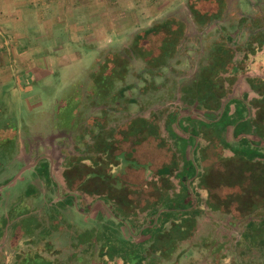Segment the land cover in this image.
Returning <instances> with one entry per match:
<instances>
[{
    "label": "rangeland",
    "instance_id": "obj_1",
    "mask_svg": "<svg viewBox=\"0 0 264 264\" xmlns=\"http://www.w3.org/2000/svg\"><path fill=\"white\" fill-rule=\"evenodd\" d=\"M165 1L139 0L140 24L134 31L105 42L93 56L91 49H85L83 53L87 55L72 67L68 89L62 87L69 79L68 74L46 75L40 81L45 85L32 91L35 96L40 95V102L37 105L32 102L30 111L22 102L0 111V167H6L0 173V264L113 263L110 256L115 250L118 253L126 244L133 246L128 229H137L148 222L154 206L158 205L159 211L170 204L186 207L192 200L195 207L207 212L210 204L207 192L219 210L199 214L195 235L180 242L161 264H211L214 252L222 243L234 247L246 221H264V117L255 122L254 106L243 100L244 120L237 122V116L226 111L221 122H212L217 119H212L209 107L224 97L221 107L226 97L222 93L218 97L219 91L215 96L205 84L189 89V83L197 77L204 82L203 74H198L207 65L210 48L219 35L245 29L247 18L236 22L230 17L238 18L248 12L247 1L241 0L240 7L231 8L221 21L210 22L204 28L194 23L187 0ZM231 3L233 7L236 5L235 1ZM151 5L153 16L148 9ZM251 12H257V7ZM169 17L179 18L185 24L180 51L162 69L163 76L139 73L144 62L131 58L123 83L139 88L127 90L126 99L139 98L142 103L121 101L122 113L128 115L129 122L140 125L144 115L146 122L156 121L160 131L156 135L145 133L153 145L139 138L138 144H134L136 139L126 133L124 121L113 141L107 138L111 142L109 151V142L103 144L104 137L97 134L106 117L102 109L108 105H117L111 107L109 121L119 122V98L89 95L98 91L94 87L86 88L95 75L94 61L106 51H129L137 31ZM13 74L16 75L14 70ZM181 84L185 86L179 90ZM115 86L112 84L113 89L108 92L113 93ZM241 90L240 86L236 87V95ZM85 92L89 94L81 99ZM176 104H180L181 114L171 122L172 115L166 109H173ZM232 106L235 103L230 105V110ZM152 114L158 119L150 120ZM15 124L19 148L5 142L12 132L6 125ZM92 134L97 135L98 142L86 150ZM121 150L130 152L114 155ZM131 150L133 160L129 157ZM108 151L111 155L107 158ZM41 155L49 159H39L36 163ZM77 157H90V160L80 162ZM97 158L99 162L95 165ZM162 165L169 169L165 179H159L156 173ZM64 170L73 185L66 183ZM181 170L190 178L184 184L185 192L177 184L176 172ZM125 181L131 185L120 190V183ZM170 183L175 187V197L172 190L168 195L165 192L157 195L155 188H166ZM91 239L95 243L89 247ZM111 241L116 247H111ZM213 244L215 249H211Z\"/></svg>",
    "mask_w": 264,
    "mask_h": 264
},
{
    "label": "crops",
    "instance_id": "obj_2",
    "mask_svg": "<svg viewBox=\"0 0 264 264\" xmlns=\"http://www.w3.org/2000/svg\"><path fill=\"white\" fill-rule=\"evenodd\" d=\"M233 1L236 2L234 7L231 3ZM233 1L225 0L226 12H229L231 8L240 7L242 3L241 0ZM137 2L139 0H0V111L5 112L7 108L10 109L20 102L30 111L34 106L32 102L36 105L40 102V95L37 94V97L32 91L36 92L40 86L45 85V82L41 83V79H44L46 75L50 77V75L54 76L59 73L68 74L69 79L62 86L63 89H68L72 67L87 55L83 53L85 49H91L93 56L105 45V42L120 38L128 31H134L140 24ZM168 2L172 3V0L165 1V3ZM247 2L250 10L245 14L242 13V17L234 18V21L241 20L245 15L248 20L252 15L255 19L264 20V0H247ZM255 7H257V12L252 13L251 9ZM148 9L150 15L153 16L154 6H148ZM218 18L222 19L221 16ZM221 37L226 39L224 36ZM241 38L243 41L252 40L247 34L242 35ZM217 45L226 46L224 42ZM252 47L249 49L246 46L242 50L245 65L239 70H232L238 75L233 74L229 81V72L218 71L219 74L212 85L215 86L216 94L214 95L217 96V90H220L226 95V100L245 99L246 97L247 100H252L254 98L255 113L264 97V93L259 91L260 86L264 85V48ZM251 52L253 55L249 60L248 55ZM212 53L217 56V52L212 50ZM13 70L16 75L13 74ZM239 86L242 88L241 94L236 95L235 88ZM253 87L258 89L253 90ZM222 98L216 99L215 106L209 107L213 119H216L219 114L217 107ZM230 111L233 113V106ZM104 123L102 133L107 137L109 136L107 132L113 131L114 127ZM138 136L145 138V142H149L145 134L136 133L131 136L136 139L134 144H138ZM152 143L154 144L153 141L149 142V144ZM159 147L162 148L161 142ZM121 152L130 151L121 150L114 155ZM132 152L131 150L130 160L135 158ZM121 176H123L122 173ZM125 185L130 186L131 184L125 181Z\"/></svg>",
    "mask_w": 264,
    "mask_h": 264
},
{
    "label": "trees",
    "instance_id": "obj_3",
    "mask_svg": "<svg viewBox=\"0 0 264 264\" xmlns=\"http://www.w3.org/2000/svg\"><path fill=\"white\" fill-rule=\"evenodd\" d=\"M187 8L193 17L196 24L202 28L206 26L209 22H211L214 18L219 17L221 13L225 10V0H187L186 1ZM185 35V24L182 20L176 17H169L162 21H158L142 30L137 32L132 41L129 51L119 50V51H106L99 57H97L94 61V66L96 69L94 70L95 75L93 73V77L91 79L90 86L88 85L86 88H93L98 90L96 94L89 92H85L82 94L81 99L84 97V94L92 95L93 98L97 96H104L105 99H111L114 97L115 100H118L119 107H123L121 101L126 99L125 92L129 90L132 85L125 84L124 79L129 73L130 70V59L133 57L140 58L144 62V67L140 72L147 73L151 76H155V74H159L163 76L162 69L168 66L169 59L176 56V54L180 51L182 47V39ZM153 41V42H152ZM152 42L151 45L149 43ZM147 44L149 47H144ZM227 46H221L218 49L217 56L213 57L212 68L211 72L207 74L205 80V85L207 88L211 89V91L216 94L215 86H212L214 76H217L219 73L217 69L222 68L223 65H226V58L227 57ZM226 50V52H225ZM98 71V72H97ZM217 72V74H216ZM109 84V85H108ZM112 84L116 85L114 88L113 93H109L111 91ZM118 84V85H117ZM106 85V86H105ZM221 86L220 84H217ZM118 86V87H117ZM106 89L104 95H102V90ZM113 89V88H112ZM218 95L221 93L220 90ZM86 94V95H87ZM116 94V97L113 95ZM223 94V93H222ZM95 96V97H94ZM222 96H225L223 94ZM104 99V100H105ZM220 99V98H219ZM127 102H133V99H126ZM244 99H230L226 100L223 105L220 107L218 105L217 109L219 108V117L216 121L212 122H221L222 115L226 113V111L230 112V105L235 103L234 111L232 114L233 116H237V122L244 120L241 115L245 113L244 108ZM85 101V100H83ZM93 103V101H92ZM95 105L100 106L99 104L95 103ZM113 104V102H112ZM106 107V103H104ZM116 106L108 105L106 108H103L102 115H107L112 109L111 107ZM108 107H110L108 109ZM244 112V113H243ZM172 120L176 119L177 115L172 112ZM91 118H88L90 120ZM229 121V120H227ZM130 125V123H129ZM12 126V127H11ZM8 129H11L12 132L7 135V140L5 142L13 143L14 146L17 145V138H18V127L17 124L13 125H6ZM138 126L135 127L137 129ZM104 127L101 125L99 133L97 135L104 136L103 144L110 141L107 140L109 138L111 141L113 137H115L116 132L109 131L107 132L109 136L105 137L102 130ZM150 132L156 133L160 131V129L154 123L149 127ZM112 130V129H111ZM213 131V129L211 128ZM209 130V131H211ZM211 131V132H212ZM115 133V134H114ZM236 133V132H234ZM97 135L93 134V141L94 144L97 143L95 137ZM154 135V136H155ZM95 140V141H94ZM160 142V141H159ZM88 146L86 150H90ZM111 145L108 148L110 151ZM107 152L105 156L107 158L111 155L110 152ZM100 155L97 157H101ZM130 157V156H129ZM97 158V159H98ZM90 159V157H85L82 159L81 157L79 160ZM94 160V159H93ZM94 163V162H93ZM242 163V162H240ZM95 164H97L95 162ZM6 167H0V173ZM184 170V169H183ZM181 170L179 173L176 172V177L178 178V182L181 185L180 191L183 189L185 192L184 184L190 179L189 175L185 173V171ZM169 169H164L163 166L157 168L156 173L158 177H164L165 173H168ZM170 176V175H169ZM191 177H194L192 175ZM169 179L168 177H166ZM122 180V179H121ZM202 181H204V176ZM121 188L127 187L125 183H120ZM174 189L172 183L169 184L168 187L163 188L159 187L155 188L157 191V195H161L163 192L168 195V192H171L174 195ZM161 191V193H160ZM168 200V199H167ZM169 203V202H168ZM171 203V202H170ZM193 201L189 203L186 207L181 206H172L170 204L163 210H158V205L154 206L152 210V216L137 229L129 230L130 234L129 238L133 241L131 244L133 246L129 247L127 244L126 247L122 249L121 252H116L111 254L110 260H113V263L109 262L110 264H161L160 261L166 258H169L172 253L176 250L178 244L183 241H188L191 239L196 233L197 227V216L203 212L200 206L195 207L193 205ZM209 206V205H208ZM159 211V213H157ZM133 225V224H132ZM149 233L147 236L146 234ZM147 236V237H146ZM121 240V239H120ZM123 240V239H122ZM113 241V239H112ZM111 241V247H116L114 243ZM125 241V240H124ZM127 241V240H126ZM95 243L94 239L89 241L88 246L92 247ZM130 243V242H129ZM100 246V245H99ZM103 246V245H102ZM169 246V250L167 247ZM104 247V246H103ZM220 248V247H219ZM101 248H98V250ZM215 249V248H214ZM214 261L211 264H264V221L260 220H249L245 224V230L241 234V238L236 243V246L233 248V251H228V253L215 251ZM213 253V254H214ZM107 263V264H109Z\"/></svg>",
    "mask_w": 264,
    "mask_h": 264
},
{
    "label": "flooded vegetation",
    "instance_id": "obj_4",
    "mask_svg": "<svg viewBox=\"0 0 264 264\" xmlns=\"http://www.w3.org/2000/svg\"><path fill=\"white\" fill-rule=\"evenodd\" d=\"M247 1V0H246ZM248 3V2H247ZM249 4V3H248ZM227 10H224V12L223 13H221L219 16H221V18H224V16H225V14L227 13L226 12ZM242 14V13H241ZM192 17V16H191ZM240 17H242V15L240 16ZM245 18H247V15H245L244 16ZM254 16L252 15L251 16V19L250 20H248V22H247V24H246V26H245V29H242V27H241V29L240 30H238V31H236V32H233V33H226V34H221V35H219L220 37H219V39L217 40V42H215L214 43V45L210 48V51H211V53H210V55H208V63H207V65L204 67V68H202L200 71H199V74H198V76L199 75H201V74H203L202 76L204 77V79L207 77V74L209 73V72H211V68H212V62H213V57L215 56V55H213V53H212V50L214 51V52H218V49L221 47V46H219V45H217L218 43L220 44V43H222V42H224V44H226V46H227V52H226V54H227V57H225L226 58V62H225V64L226 65H223L222 66V68H220V69H222V70H220L219 69V71L221 72H224V73H226V72H229V81H231V76L233 75V74H235V75H238V73L237 72H232V70H239L243 65H245V63H244V61H243V59H244V55L242 54V50L246 47V46H248V48L249 49H252L253 47L252 46H255V49L256 48H264V42H262V41H264V37H263V35H264V20L262 19V21H260V20H258L257 18L255 19V18H253ZM239 18V17H238ZM192 19H193V17H192ZM194 20V19H193ZM230 20L231 21H234V18H231L230 17ZM219 22V21H221V19H219L218 17L217 18H214L213 20H212V22ZM194 23L196 24V22L194 21ZM232 24V23H231ZM221 29V28H220ZM223 29V28H222ZM245 30V31H244ZM243 32H245V33H243ZM246 34L247 35H250V37H251V41H246V40H244V41H242V43L240 42V40L242 39L241 38V36L242 35H245L246 36ZM185 36V35H184ZM221 36H224V37H226V39H224V38H222ZM230 37V38H229ZM228 38V39H227ZM261 38V39H260ZM222 39H224L223 41H222ZM248 40V39H247ZM182 43H183V39H182ZM249 44V45H248ZM229 49H230V52H228L229 51ZM240 51V52H239ZM233 52V53H232ZM215 54V53H214ZM253 54H252V52L251 53H249V55L248 56H250L249 57V60L251 59V56H252ZM229 60V61H228ZM249 62V61H248ZM224 70V71H223ZM231 72H230V71ZM139 73H142V72H139ZM144 73V72H143ZM241 73V72H240ZM239 73V74H240ZM147 74V73H146ZM149 75V74H148ZM151 76V75H150ZM151 77H153V76H151ZM215 77L216 76H214V79H213V81L215 80ZM220 78H221V76H219ZM237 78H238V76H237ZM237 78H236V80H237ZM225 78H224V82H225ZM205 83V80H204V82L203 83H201V81L198 79V77L197 78H195L194 80H192V82L191 83H189L190 84V87H189V89L191 88L192 89V87L194 86V85H203ZM264 84V83H263ZM132 85V87L130 88V89H133L136 85L135 84H131ZM183 86H185V84L184 85H180L179 86V90L183 87ZM213 86V85H212ZM258 86H260V85H258ZM138 86H136V88H137ZM139 88V87H138ZM254 89H258L257 87H253V90ZM259 91L261 92V93H264V85H263V87H261L260 86V89H259ZM145 94H146V92H145ZM134 97V96H133ZM225 97H226V95H225ZM244 101H249L252 105H253V100H247V97L244 99ZM130 103H142V102H140L139 101V98H137V99H133V102H130ZM121 104H122V102H121ZM219 104H221V101L219 102ZM179 105L180 104H176V106H175V108H173V109H169V110H167L166 109V111L167 112H170L171 114H172V112H174L176 115H178V114H181L179 111H178V107H179ZM116 108H117V105H116ZM118 108H119V111H120V113H121V115H119L120 116V120H119V122H116V121H109V119H108V117H109V112L111 111V109H109L110 111L108 112V114L106 115V117H105V119H103L102 120V122L104 123H106L107 125H109V123L110 122H112V126L114 127V132H119V129L118 128H122L123 126H121V124L124 122V121H126V122H124V126H126V133H128V135H129V137H131V136H133V135H135L136 133L138 134V135H140L141 133H143V134H145V133H150V129H149V127H150V125H153L154 123H156V121H155V119H158V118H156V116L154 115V114H152V116H149V117H152V118H150V120H152V121H155L154 123H150V121L149 122H146V119H144L143 118V116L144 115H142V117H141V119H143L142 120V122L140 123V125L137 123L136 125H134V124H132V122L133 121H130L129 122V117H128V115H126L125 113L123 114L122 113V109H121V107H119V105H118ZM123 108V107H122ZM167 112H166V114H167ZM220 113V112H219ZM255 114V122L257 121V120H259L261 117H264V97L262 98V100H261V104H258V110L254 113ZM123 115L124 116H126V117H123ZM183 115V114H182ZM218 116H219V114H218ZM218 116H217V118H218ZM145 117V116H144ZM112 118V117H111ZM114 118H115V116H114ZM125 118V119H124ZM129 118V119H128ZM216 118V119H217ZM212 119H213V117H212ZM215 119V118H214ZM253 121V122H254ZM103 123H102V125H103ZM104 123V124H105ZM129 123H130V125H129ZM262 125H264V123L262 124ZM136 126H138V128L137 129H135V127ZM112 128V127H111ZM113 129V128H112ZM263 133H264V131H262ZM101 133V132H100ZM90 134V133H89ZM115 134V133H114ZM121 134V133H120ZM117 135V133L115 134V136ZM101 135H98V137H100ZM91 137H93V134L91 135ZM102 137V136H101ZM104 137V136H103ZM137 138H139V140H143V139H145V138H140V136H138ZM96 139V138H95ZM105 138H103V140H104ZM126 140H128V139H126ZM125 140V141H126ZM139 140H138V142H139ZM93 141V138H92V140H88V142L87 143H89V147H90V145L92 146V144L94 145V142H92ZM95 141V140H94ZM113 141V140H112ZM98 142V141H97ZM18 148H19V146H18ZM91 150V149H90ZM111 150V149H110ZM85 152V151H84ZM131 155L132 154H130V157H131ZM42 157V158H41ZM135 157V156H134ZM39 159H49L48 157H46V156H44V155H41V156H38L37 158H36V163H37V161L39 160ZM77 159H79L78 157H77ZM106 159V158H105ZM51 160V159H50ZM85 160H87V159H85ZM88 160H90V159H88ZM69 161H71L70 159H69ZM82 160H80V162H81ZM92 161V160H91ZM96 163H98L99 161H98V159H96ZM93 162V161H92ZM51 163H52V161H51ZM72 163V162H71ZM73 164V163H72ZM94 164H95V162H94ZM96 165V164H95ZM66 168V167H65ZM67 168H68V166H67ZM158 168V167H157ZM63 173H64V177H65V179H66V183L67 184H69V182H71V185H73L72 184V180H69L70 179V177H67V175H66V170H64L63 171ZM69 175V174H68ZM158 176V175H157ZM159 179H163L164 177H158ZM165 179V178H164ZM170 179V178H169ZM168 180V179H167ZM178 181V180H177ZM203 182V181H202ZM177 184H179V182H177ZM174 186V185H173ZM207 199L209 200V202H210V204H209V206L207 207V210L208 211H217V210H219V208L218 207H215V204H214V202H213V198L211 197V195L209 194V192H207ZM202 210H203V213H206L207 214V212H204V208H202ZM247 222V221H246ZM246 222H245V224H246ZM197 228V227H196ZM245 230V227H244V229L240 232V234H239V237H237L236 239H235V242H234V247L236 246V243L238 242V240L241 238V234L243 233V231ZM215 244V243H214ZM211 245V249H214L213 247L215 246V245ZM233 246H228L226 243H222V246L219 248L220 249V252H222L221 254H223V253H226V252H228V251H233V248H234Z\"/></svg>",
    "mask_w": 264,
    "mask_h": 264
}]
</instances>
